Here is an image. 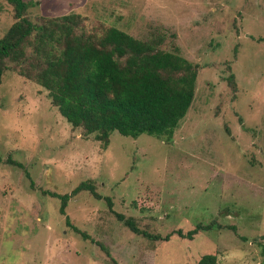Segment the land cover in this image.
<instances>
[{
	"label": "rangeland",
	"instance_id": "rangeland-1",
	"mask_svg": "<svg viewBox=\"0 0 264 264\" xmlns=\"http://www.w3.org/2000/svg\"><path fill=\"white\" fill-rule=\"evenodd\" d=\"M25 1L32 22L78 14L87 31L158 35L162 49L177 47L198 69L171 142L113 132L107 145L72 128L35 81L5 72L0 264H195L211 253L218 264H264V1ZM14 22L12 6L0 0V38ZM86 180L101 199L82 191L61 215L52 194ZM211 223L193 239L175 234Z\"/></svg>",
	"mask_w": 264,
	"mask_h": 264
},
{
	"label": "trees",
	"instance_id": "trees-1",
	"mask_svg": "<svg viewBox=\"0 0 264 264\" xmlns=\"http://www.w3.org/2000/svg\"><path fill=\"white\" fill-rule=\"evenodd\" d=\"M7 2L15 22L0 38V83L7 71L35 81L72 128L94 135L103 145L109 143L113 132L171 142L193 102L198 69L177 47L164 50L163 37L140 40L115 27L87 31L78 14L32 22L26 16L25 0ZM227 82L235 87L232 74ZM82 191L101 199L93 182L83 181L70 194H52L60 200L61 215L68 200ZM106 200L111 207L110 199ZM115 216L132 233L147 236L133 218L119 213ZM67 219V226H72ZM213 224L198 225L185 234L177 230L175 234L193 239ZM98 246L110 257L104 246ZM195 264H218L217 256L204 254Z\"/></svg>",
	"mask_w": 264,
	"mask_h": 264
}]
</instances>
